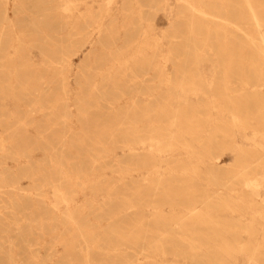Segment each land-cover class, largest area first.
I'll return each instance as SVG.
<instances>
[{"label":"rangeland","instance_id":"obj_1","mask_svg":"<svg viewBox=\"0 0 264 264\" xmlns=\"http://www.w3.org/2000/svg\"><path fill=\"white\" fill-rule=\"evenodd\" d=\"M222 1L0 0V264H264V17Z\"/></svg>","mask_w":264,"mask_h":264},{"label":"bare ground","instance_id":"obj_2","mask_svg":"<svg viewBox=\"0 0 264 264\" xmlns=\"http://www.w3.org/2000/svg\"><path fill=\"white\" fill-rule=\"evenodd\" d=\"M240 1V0H238ZM185 4L192 8V3L188 2V0H184ZM231 0H226V1H222L223 4H225V6L222 8L223 11L228 12L230 10H235V8H230L229 5H227L228 3H231ZM242 4L244 5V16L243 18L240 17L238 19V23L240 25H251L253 26L257 31L259 30L261 24H263L261 22L262 17H264V1L259 2V0H241ZM73 4L72 3H68V5L64 8V11H69L70 7H72ZM207 10H211L207 9ZM196 12H198L199 14H206V10L204 9H195ZM237 11H240V9H238ZM237 30L239 31L240 29L237 28ZM189 32L192 33L193 32V28L192 26L189 28ZM248 43L249 44H254V39L249 38L248 39ZM208 44V43H207ZM253 48H255L256 51L259 52V54L262 55L263 59H264V37H260L259 38V45L258 46H254ZM223 53H226V55L231 54L228 51V48L223 47ZM241 53V52H240ZM243 53V52H242ZM254 71H259V68H254ZM206 86V85H204ZM207 123V122H206ZM173 125L178 124V120H174L172 122ZM239 126H241L243 128L242 125L239 124ZM151 131V130H150ZM148 132V131H147ZM147 139V144L153 146V150L149 149V152L147 153V158L149 160L158 157V154L161 151V146L163 148V150H167V151H172L174 148V140L173 137H169L167 139H158V131L156 130H152L151 133H149V135L146 137ZM160 146H158V143H160ZM162 143H166L165 145H162ZM143 154V153H142ZM147 159V160H148ZM143 164H145V162H143ZM251 186L254 187L256 186V184H252ZM58 198L63 201L64 197H62L61 193H57ZM184 208V207H183ZM69 222L74 225L75 222L71 219V217H68Z\"/></svg>","mask_w":264,"mask_h":264}]
</instances>
